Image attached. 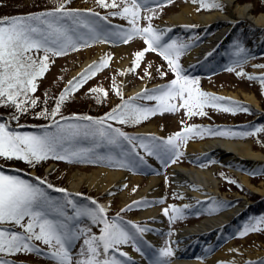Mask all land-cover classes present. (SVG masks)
Returning <instances> with one entry per match:
<instances>
[{"label": "snow or ice", "instance_id": "1", "mask_svg": "<svg viewBox=\"0 0 264 264\" xmlns=\"http://www.w3.org/2000/svg\"><path fill=\"white\" fill-rule=\"evenodd\" d=\"M171 2L172 0H159L156 6ZM191 2L199 5L198 10L223 9L220 0H191ZM121 3L124 4L122 10L110 15L126 19L131 25L127 29L109 26V17L100 16L99 13L66 11L63 3L53 11L0 19V106H8L10 102V106L16 109L11 120L18 123L19 114L27 111L25 105L30 104L35 107L37 104V100L30 94L36 91V80L42 78L47 71L50 56H62L69 51L96 42L114 43L117 40L127 42L134 37H142L148 51L159 52L177 77L169 84L142 95L147 101H156V106H140L133 100H128L102 119L76 116L57 120L61 105L68 96L105 66L108 57H104L101 62L91 65L78 78L69 82V86L59 96L51 112L44 108L36 114L37 118L52 121L42 134L21 133L12 129L8 121H0V158L21 160L32 166L50 158L68 163L115 160L120 167L139 168L146 166L145 156H150L167 167L176 163L182 155L181 145L177 141L186 142L192 135H202V131L213 133V130L187 127L174 136L160 140L157 137H130L119 128H113L108 122L135 124L157 113H175L178 111V106L176 103H171L175 100L181 102L180 106L186 110L188 117L206 115L204 109L208 106L231 114L239 111L250 112L248 106L234 101H229V106H223L219 103L224 99L223 97L202 92L191 86L196 80L183 74L177 62L187 45L177 44L175 40L170 43L162 42V30L154 29L150 23L146 27L137 26L141 18L140 10L143 8L145 11H152L149 0H121ZM98 4L104 8L120 7L117 0H112L110 5L106 0H98ZM144 19L150 21L151 17L145 16ZM235 47L237 49L235 54L238 57L244 54L235 61L236 64L242 65L249 57L242 46ZM144 54V51L137 52L136 60L138 61ZM257 67L264 68V65ZM239 75L246 74L239 73ZM248 78L259 80L264 86V76ZM92 91L99 92L100 89ZM258 132H264V126L241 132L217 130L214 134L229 138H246ZM89 141L91 142L89 146H81L82 143ZM102 148L107 149V152L97 151ZM138 149H142L144 155H140ZM113 150H118L115 156ZM36 179L37 183H32L19 176L0 171V264H13V261L5 257L21 252L46 254L55 264H135L132 258L121 250L122 246H131L134 251L143 255L142 237L146 231H149L148 228L136 224L126 226L121 218L109 220L106 217L105 206L98 205L95 200L90 201L94 207L78 206L73 200L68 199L67 195L63 201L54 200L45 191V186L62 193H66V190L54 188L40 178ZM228 182L235 183V181ZM179 198L183 197L179 196ZM138 203L142 206L148 202ZM69 206L72 214H69ZM189 207L184 205L183 209ZM183 209L171 206V209L165 208L163 214L169 216L171 211L169 219L170 222H174L184 218ZM82 218L89 219L94 225H102L101 234H92L90 227L82 224ZM260 223H264V219L245 227L241 236L249 231L259 230L257 224ZM5 225L14 227L8 228L4 227ZM16 227L21 231L17 232ZM80 240L83 241V245L79 255L74 257L73 246ZM34 241L48 246L49 251L44 253L33 243ZM173 255L171 247L166 245L157 251L152 264H171L168 258ZM256 264H264V260L257 261Z\"/></svg>", "mask_w": 264, "mask_h": 264}, {"label": "rangeland", "instance_id": "2", "mask_svg": "<svg viewBox=\"0 0 264 264\" xmlns=\"http://www.w3.org/2000/svg\"><path fill=\"white\" fill-rule=\"evenodd\" d=\"M238 1L245 4H250L251 9L256 14L260 12H264V0H238ZM15 2H20L19 5L25 7H29L32 4V0H2L0 9L8 8L10 10V6H12L13 3ZM97 3L98 0H71L72 6L76 8H85L84 9L85 11L89 9V11L99 13L100 16L110 15V13L108 12L104 13L101 9L97 8L96 7ZM149 3L152 5V11L143 13L144 9H142V11H140L141 18L139 22L141 27H146L150 23L151 26L157 30L159 28V25H162V23L164 22H168L167 20L169 19V17L173 14L178 13L180 9L183 6H185L187 3L194 5L197 14L208 13V12H212L213 10H216V9L198 10L199 5L192 3L191 0H172V2L170 4H166L165 7L156 6V4L159 3V0H149ZM99 7L101 6L99 5ZM11 9L15 10V8H11ZM223 11L226 12L225 10ZM145 16H150L151 17L150 21L144 19ZM119 23H120L119 21L112 22L111 18L108 20L109 26H116L117 28H120ZM193 25L198 26L199 24L193 23ZM211 34L213 35L214 31ZM235 36L237 39H241L242 31L241 30L237 31L235 33ZM199 38H200L199 34H196L193 37H191V39H189L188 49L186 48L183 51V54L180 55L177 61L181 68H183L182 59L183 58L185 59L186 55L190 52L191 48L193 47L192 46L193 43L197 41ZM104 44L105 46L103 48V51H101V46H103ZM229 49L230 46L228 44L225 50V55L228 54L227 51ZM140 51H144L145 53L144 56L141 57L136 64L135 62H131L133 60V56H135V54ZM40 55H43V53H40ZM104 57H108V61L105 64V66L102 69L96 71L95 75L91 76L87 80V82L96 81L94 84H92L93 86L91 87V89L101 86L102 89L108 91V94L110 96L109 100H107V102L103 101V106L89 104L84 110H81L82 112H89V113L93 112L95 114L96 113L99 114L105 110L104 107L106 106L107 109L109 107L113 108L115 104H117L119 101L120 94L122 92L121 89H123V91L127 95H129V93L132 94L137 91V90L132 91L133 88L142 84L145 85L147 82L151 81V79H153L154 77L164 79L163 81L161 80L160 83H158L157 87L159 86V88L164 86L166 84L165 82L167 81L171 82L172 80L177 78L176 74H174L171 71V69L167 64V61L159 54V52L147 50V45L145 44L144 39L142 37H134L131 40L127 42H122L120 44H117V41L114 43L96 42L90 44L89 46L80 47L77 50L69 51L68 54L65 56L64 55L50 56L49 66L47 71L44 73L42 78L37 79L41 83L40 84L41 90L46 91L44 95L40 94L42 95L41 102L46 96L45 98L47 99L45 103L48 101L50 105H53L55 95L59 94L61 87L65 84L67 80L76 77L82 71H84V69L89 68L95 62L97 63L99 60H100L99 62H101L102 58ZM123 63H126L124 73L121 72V67ZM263 63H264V59L258 58L256 60L254 59L249 62L246 61L242 65L234 64L229 68L232 70L224 68L223 66L224 70L218 73H217L218 69L222 67L216 69L215 72H211V74H206L211 76H202V75L189 76L190 78H194L196 80V83L191 86L193 88L199 89L202 92L211 93V94L218 93L222 96L229 98H235L229 93L231 91L246 92L248 90L256 95L257 100L260 103L261 102L264 103V95H263L264 86L261 85L259 80L248 78L249 76L252 77L263 76L264 68L257 67V65H262ZM144 72L146 76L144 80H141V78L144 76ZM162 73H164V75H162ZM239 73H244L246 75H239ZM98 77L101 78L98 79ZM107 84L111 86H107ZM215 90H220V91L216 92ZM142 101L148 102L143 98ZM65 103H73V102L65 100ZM153 103H157V102L153 100ZM171 103L177 104L178 111L173 113V115H168V113L155 114L148 123L156 127V129L160 130V135L165 137L167 136L169 137L171 133L180 129V127L183 124L182 122L186 124L187 121L192 117L197 122V124L202 123L206 119L209 120L207 123L208 127L207 128L198 127L199 130H206V129L214 130L219 125V123H224L229 121H241V120L246 121L247 119V114L245 113L238 112L235 115L231 113H226L218 108L211 106L205 107L204 111L206 115L203 116L193 115L191 117H188L186 115V110L180 106L181 102L179 100L171 101ZM91 108H97V112L90 111ZM61 109H62V105H61ZM91 117L95 119L94 116ZM108 123H111V121H109ZM111 125L113 128H119V129L121 126L116 123H111ZM184 130H185L184 128H181L179 131L182 132ZM208 134H209L208 131H202V135H195V136L196 137L199 136L201 141H204L207 140L205 138L206 135ZM190 142L191 141H186V142L177 141V143H179L182 146L185 152L187 149V145H189ZM258 147H259L258 144H255L254 142L252 143V148H254L253 150L264 153V151H262ZM97 151L104 152V149L102 148ZM106 161H110V160H98L96 162L83 163V164L64 163L63 165L62 164L54 165L50 170H48L49 167L45 168L44 170L46 175L45 178H47V180L49 179L50 181H52L51 185H53V187L68 186L69 187L68 190L75 193L74 190H72L71 188V182L73 176L72 174L76 171L90 173L94 169L97 170L98 168L114 170V169H110L111 168L109 167L110 164L107 163ZM212 162H215L214 166L217 167V170L215 172V177L218 178L220 181L219 187L222 186L226 190L229 189V187L235 188L233 186L236 183V181L238 182L239 179L238 177H237L238 179L236 177H230L235 181L233 185L225 184V182L221 179L224 176V174H226V178L232 174L235 175L234 173H232L233 171L228 170L223 166L222 161H218L212 157L202 161L200 164L204 165L203 167H210L211 165H213ZM96 164L99 165L95 166ZM148 164L150 163L147 161L146 166H141L139 168L129 167L126 170L128 174H126L125 183L109 193L105 194L104 192L96 188L95 185L93 184L90 185L86 181L80 185L78 191L76 192L81 191L82 193L85 192L89 193V196L83 194L84 198H87L86 200L90 199V200L98 201V197H100L103 200V202H107V204L110 206V209L113 212H116L118 209L126 210L130 216V221H131L130 223H127L126 226L130 227V224L134 222L133 219H135L139 215L141 209L145 208L144 206H141L138 203V202H143L145 200L143 198L142 199L137 198L136 195L138 194L139 190L141 191L144 187L147 186L148 180L150 178L149 170L151 169ZM160 166L161 165L159 163V167ZM121 168L120 170L123 171L124 170L123 167ZM158 168H156V170ZM156 176L162 179L161 183L156 188L159 194L158 203L156 205H158V207L161 208V210L165 208H169L171 206L178 207L181 198H179L178 193L172 189L173 183H172V175L170 170H168V172H165V170H163L162 173H156ZM254 180L256 185L260 184L261 182H264V180L259 181L258 178H254ZM239 184L243 185L240 181ZM235 189H239V188H235ZM121 193L123 194L121 195ZM123 195H125V198L122 197ZM232 196L238 197V193L237 192L232 193ZM102 197H104L105 199H103ZM81 206H85V205L82 204ZM106 215L109 216V214ZM176 222L180 223L181 219H177ZM141 223L143 224V222L138 221L137 225H140ZM82 224L87 227L90 226V228L93 229L95 232L99 231L101 228L100 225L92 224L91 221L87 218H82ZM257 227L259 230L264 228L262 224H258ZM259 230H257V232L255 231L251 232L250 235L244 237L240 241H238L237 239H232L230 242L221 245L219 250L221 251L225 247L233 245V248L237 247L241 249L242 253L238 252V255L240 254L242 257L249 259L250 253L253 254L257 251H264V233L258 235ZM95 235H99V234H95ZM228 239L229 237L226 238V240ZM77 243L79 244L77 246L78 250L76 252H72L74 257L79 255V250L82 246L83 241L80 240ZM77 243L75 245H77ZM163 245L164 247L166 245L170 247V241L167 236L163 238ZM142 246L144 247V249L146 248L145 243H142L141 247ZM238 255L233 254V257L234 258L238 257ZM29 262L32 263L31 261ZM39 264H55V262L51 260L49 262L47 261L46 263L45 261H43Z\"/></svg>", "mask_w": 264, "mask_h": 264}, {"label": "bare ground", "instance_id": "3", "mask_svg": "<svg viewBox=\"0 0 264 264\" xmlns=\"http://www.w3.org/2000/svg\"><path fill=\"white\" fill-rule=\"evenodd\" d=\"M223 5L222 10H213L208 13H196L195 7L192 4H186L180 11L173 14L167 20L169 27L183 28V34L187 35L188 31L192 29L193 23L200 24L203 30H215L213 35L208 34L204 37L202 44L194 48L187 57V65H197L201 70L216 68L220 65V59L223 51L227 47L230 33L233 25L240 20H248L257 26H264V12L255 13L251 9L250 4L241 3L238 0H220ZM225 10L226 12H224ZM247 25L248 24H240ZM238 25L237 27H239ZM250 27V26H249ZM246 29V28H245ZM182 30V29H181ZM257 43V44H256ZM252 46L258 47L264 44L262 38L258 39ZM105 44L101 46L103 51ZM126 63L122 64V71L124 73ZM193 67V66H192ZM197 69V70H198ZM142 85L133 88L132 91L140 89ZM235 98H242L245 102L251 103L260 108V102L256 95L251 91H237L229 92ZM156 128L153 125L145 126L138 129L139 133H152ZM252 148V142L235 141L216 138L204 142L190 143L187 146V155L192 161H199L207 156H215L219 158L224 164L233 171L240 180L250 189L256 191L260 195H264V182L254 185L247 174L241 171H252L261 169L264 165V153L255 151ZM154 164V162H152ZM217 167L211 168H186L175 166L171 168L172 180L174 182L173 189L183 198H181L180 208L184 205H189L192 208L194 200L204 201L207 199H214V202L226 204L230 198L226 194L220 193L219 179L215 177ZM34 173V172H33ZM71 188L78 191L83 182L90 185H95L100 191L109 193L125 183V174L120 170H108L105 168L94 169L90 173L76 171L72 174ZM158 177L152 176L149 178L147 186L136 195L139 199H145L148 203L146 207L138 215V220L143 221V227L149 229L143 234V239L153 247L149 249L148 253H152L155 258L157 251L161 249L158 232L166 230V224L160 209L155 206L157 198L159 197L157 186L160 183ZM123 193H121L122 195ZM241 194H238V197ZM125 198V195L122 196ZM218 198V199H217ZM248 200H245L242 205H237L229 210L224 211L218 216L207 217L199 224L179 229L173 232L172 239L175 251L178 256L174 257L171 264H202L199 261L191 260L185 257L180 252L197 251L203 255L205 259L204 264H246L251 261L256 264L257 261L264 260V251H257L249 254V259L242 257L238 252L242 253L240 248H233V245L225 247L218 253L212 254L214 248L212 243L215 240L222 238L227 231L237 223V219L246 209ZM195 237H198L194 239ZM209 238L211 243L202 242V239ZM194 239V240H192ZM200 249V251L197 250ZM135 264H151L146 255L139 254L134 251L125 249ZM237 254L238 257H233ZM180 256V257H179Z\"/></svg>", "mask_w": 264, "mask_h": 264}, {"label": "trees", "instance_id": "4", "mask_svg": "<svg viewBox=\"0 0 264 264\" xmlns=\"http://www.w3.org/2000/svg\"><path fill=\"white\" fill-rule=\"evenodd\" d=\"M106 2L110 5L112 0H106ZM19 3L20 2H15V3H13V5L11 4L12 6H10V10L8 8L0 9V19L27 16L30 14H39V13L46 12V11H53L59 6L60 3H63L65 5L66 11L67 10H79V11L84 12L83 8H76V7L72 6L71 0H32V4L29 7L19 5ZM117 3L120 5V7H118V8H111V7L104 8L102 6L99 7L98 3H97V7L99 9L109 10V11H114V12H117L118 10L121 11L124 4L121 3V0H117ZM1 4H2V0H0V5ZM129 6H131V5L129 4ZM11 8H15V10H12ZM144 75H145V72H144ZM100 78L98 77V79H100ZM73 80H71V81H73ZM95 82L96 81H88V82L86 81L77 90H75L71 95H69L66 100L73 102V103H65L64 102L62 104V109H60V114L56 117V119L60 120L62 117L71 118V117H76V116H81V117L82 116H90V117L94 116L95 119H102L108 113L112 112L113 109H115L119 105H121L124 101L133 100V98H128L123 93H121L118 103L115 104V106L113 108L109 107L107 109V106H106V107H104L105 110L99 114L98 113L95 114L93 112H91L92 114L89 112H82L81 110H84L89 104L97 105V106H103V101L107 102V100H109L110 96L108 94V91H106L105 89H102L101 86L94 88V89H100L99 92H93L92 91L93 89H91V87L93 86L92 84H94ZM36 84H37V88H36L35 93L30 94L32 98H35L37 100L36 106L33 107L30 104L25 105L27 111L24 112L23 114H19V120L17 123L15 120H11V117L13 116V114L16 113V109L14 107L10 106V102H9L8 106H0V121H8L9 126L12 129L19 131L21 133L42 134V132L45 130V128L47 126H49L52 123V121H50L48 119L37 118L36 114L41 112L44 108H47L48 111L51 112L53 110V108L55 107L53 105H56V101L58 100L59 96L64 92V90L69 86V83L66 87L62 86L59 94L55 95L53 105H50L48 101L45 103V101L47 99V98H45L46 96L44 97L43 101L41 102V100H42L41 96L42 95H40V94L44 95L46 93V91L41 90V86H40L41 83L38 80H36ZM107 86H111V85L107 84ZM105 93H106V95H105ZM83 94H86V95H83ZM133 102L137 105L147 106V107H155L157 104V103H138V102H135L134 100H133ZM240 105H244V106L249 107L250 112H244L245 114H247V118H250L254 115H259L255 122L252 121L248 124L247 128L249 130H252L253 127L264 126V111H262V112L257 111L256 109H254L252 106H250L248 104L240 103ZM261 106L264 109V103L263 102H261ZM90 111H96L97 112V108H91ZM146 120L147 119L142 120V121L135 123V124H120V123L114 122V121H111V123H116V124L121 125L120 130L122 131L123 128L137 127V126H139V124L144 123ZM69 122H76V121L69 120ZM81 123H83V122H81ZM183 127H184V129H186L187 127H192V128L198 129V127L203 128L204 125L197 124V122L192 117L191 119H189L187 121L186 124H184ZM249 138H251L255 144H258V146H259L258 148H260L262 151H264V132H258L254 136H249ZM90 143H91L90 141L85 142V143H82L81 146L87 147V146H89ZM52 162H55L57 165H59V164L63 165L64 163H68V162H65L64 160H57V159H51L50 158V159H47L45 161H42V162L36 164L35 166H32V165L25 163L24 161H21V160H16V159L7 160L4 158H0V171H3L5 174H8V175L19 176L21 179H25V180L30 181L32 183H37L36 178H40V179L46 181L47 184H51L52 181H50L49 179L47 180V178H45L46 175H45L44 170ZM32 170L36 171V176L31 175ZM254 177L258 178L259 180L264 179V172L262 175H257ZM253 181L255 182V180H253ZM234 187L239 188L237 190L241 191L242 193L247 194L250 197H252L254 195L251 191H249L248 189H246L242 185H238V186H234ZM45 191L54 200H58V201H60L62 199L65 200V197L63 198L61 195L55 194L54 190L48 189L46 186H45ZM261 219H264V203H262V204L258 203L251 209L250 214L248 217L245 218L242 227L245 228V227L251 226L253 223H255ZM260 224H262L264 226V223H260ZM4 227L12 228L14 226L13 225H7ZM15 230L17 232L21 231V229L19 227H16ZM262 233H264V228H263ZM33 243H35L36 246L41 244L43 247L48 248V246L43 245L41 242L34 241ZM26 257H28V255L26 253L21 252L20 254L8 256L5 258L13 261V264H19V263H16L14 259L24 260L22 258H26Z\"/></svg>", "mask_w": 264, "mask_h": 264}]
</instances>
